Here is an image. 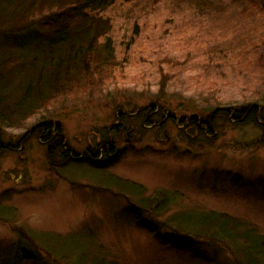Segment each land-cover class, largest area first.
I'll list each match as a JSON object with an SVG mask.
<instances>
[{"label":"rangeland","instance_id":"1","mask_svg":"<svg viewBox=\"0 0 264 264\" xmlns=\"http://www.w3.org/2000/svg\"><path fill=\"white\" fill-rule=\"evenodd\" d=\"M102 16L112 24L118 83L102 98L33 117L24 128L0 122V262L27 253L32 264H80L81 256L183 264L176 246L126 220L139 199L125 180L145 187L146 198L159 189L177 192L175 213L223 212L264 234L261 125L221 119L205 138L179 121L208 118L212 112L200 106L213 91L229 110L264 98V4L121 0ZM10 46L0 36V49ZM163 103L169 106L154 119L162 130L143 127L150 107ZM43 122L61 126L55 133L63 145L50 158L33 130Z\"/></svg>","mask_w":264,"mask_h":264},{"label":"trees","instance_id":"2","mask_svg":"<svg viewBox=\"0 0 264 264\" xmlns=\"http://www.w3.org/2000/svg\"><path fill=\"white\" fill-rule=\"evenodd\" d=\"M118 1L121 0H0V36L11 43L9 48L0 49V122L4 126L24 128L33 117L102 98L118 83L120 64L109 36L112 24L102 16ZM250 1L258 6L264 4V0ZM169 81L170 76L164 74L162 91L168 90ZM202 103V112L212 113L208 118L192 116L187 130L194 129L209 138L215 134V123L225 117L229 123L255 122L264 131V98L229 110L221 108L222 102L213 91ZM163 105L150 107L143 127L148 124L162 130L164 123L154 126V119L169 106ZM146 110L137 111L134 120ZM121 115L124 120L129 116ZM212 116L213 126L209 123ZM181 120L184 124L188 119ZM122 127L114 130L120 133ZM56 129L60 132L61 126L52 122L33 129L48 144L49 158L63 145ZM127 133L131 135L133 130ZM105 143L114 149L109 139ZM64 150L63 157L68 159L71 150ZM123 182L135 190L133 195L139 199L127 208L126 220L163 243L176 246L183 264H264V234L254 223L214 210L175 213L177 192L159 189L146 198L145 187L129 180ZM20 254L23 257L2 260L0 264L34 262L27 253ZM78 261L117 264L104 257L81 256Z\"/></svg>","mask_w":264,"mask_h":264},{"label":"flooded vegetation","instance_id":"3","mask_svg":"<svg viewBox=\"0 0 264 264\" xmlns=\"http://www.w3.org/2000/svg\"><path fill=\"white\" fill-rule=\"evenodd\" d=\"M120 120V119H119ZM224 121L226 120V118L224 117L223 119ZM231 120L233 122V117H231ZM183 121V120H182ZM236 122V121H235ZM210 125L213 126V116L211 117V120L209 121ZM185 126H190L191 125V119H188L185 121L184 123ZM159 127H161V125H159Z\"/></svg>","mask_w":264,"mask_h":264},{"label":"water","instance_id":"4","mask_svg":"<svg viewBox=\"0 0 264 264\" xmlns=\"http://www.w3.org/2000/svg\"><path fill=\"white\" fill-rule=\"evenodd\" d=\"M173 117H175V116H173ZM179 121H181V119Z\"/></svg>","mask_w":264,"mask_h":264}]
</instances>
